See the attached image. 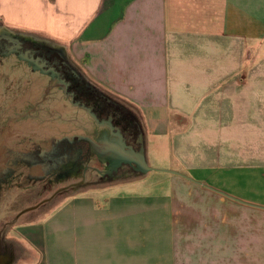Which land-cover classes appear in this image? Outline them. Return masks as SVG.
<instances>
[{
  "label": "crops",
  "instance_id": "0c3cea01",
  "mask_svg": "<svg viewBox=\"0 0 264 264\" xmlns=\"http://www.w3.org/2000/svg\"><path fill=\"white\" fill-rule=\"evenodd\" d=\"M0 24L135 107L145 147L175 126L178 151L202 121L203 168L264 166V0H0ZM175 173L164 197L100 204L87 193L102 185L22 218L3 235L25 243L13 264H264V202Z\"/></svg>",
  "mask_w": 264,
  "mask_h": 264
},
{
  "label": "rangeland",
  "instance_id": "374dc122",
  "mask_svg": "<svg viewBox=\"0 0 264 264\" xmlns=\"http://www.w3.org/2000/svg\"><path fill=\"white\" fill-rule=\"evenodd\" d=\"M4 31L27 37L26 34L7 29L0 24V32ZM33 39L45 41L36 37H33ZM48 43L56 46L53 42ZM13 63L11 66L7 64L5 68H0L8 73V77L0 78V104L2 103L0 106H4L0 107V149L6 146L16 150L30 149L31 145H41L44 147L45 143L52 137H63L66 135L72 137L76 134H82L84 132V128L82 127V122H85L84 117L80 116V112L77 111L76 113L66 100L61 101V93L58 92L60 90L49 87L46 79L41 74H32L24 66L17 65L15 62ZM89 82L95 87H98L92 81L89 80ZM98 88L102 91L103 95L118 101L121 108L129 112L134 120L141 124L144 132L146 127L142 124V120L139 117L140 114L135 107L117 99L100 87ZM5 107L8 112L7 115L4 110ZM13 116L16 118L14 119ZM6 117H12V121L9 120L8 122ZM176 130H178L177 127H170V131L173 134L167 139L170 143L164 138L165 142L151 137L150 141L146 144L149 163L157 171L152 172L144 178L134 175L126 181L128 182L126 184L124 182H118V184L112 183L116 185L108 184L104 185L106 186L104 188L90 189L87 196L95 199L100 204H104L115 197L127 198L136 195L164 197L172 192L171 183L175 176L171 173L176 172L179 175L190 178L197 185L203 184L206 180L205 185L210 187L215 186L219 189L222 188L228 194L238 196L243 200L264 202V166L260 167V169L235 166L222 167L221 170L219 167L203 168V160L212 153L210 151L211 147L208 146L210 143L208 142L207 144L204 142L205 137L202 132V121H199L197 126L188 125L182 129L181 134L188 132V135L181 138L182 140L180 141L178 151L175 150L174 145V139L177 135ZM232 130L225 132V138L227 140L233 137L234 133ZM218 140L216 139L211 144L219 146L222 142L218 143ZM230 143L229 147L232 149L234 147L233 140ZM188 145L189 147L187 148ZM221 153H225L224 147L221 149ZM227 154L233 155V152L227 151ZM221 160L227 161L225 158H221L219 162ZM75 161L77 163L73 164ZM80 161L77 156L65 157L59 163L58 167L60 168H57L55 173H50L49 175L40 171L39 168H34V177H36L35 184L41 181H48L51 182V186L55 190L79 181L82 178L85 167L94 165L92 162H95V157L92 160H87L86 157ZM5 162L8 166H14L15 169H20V162H18L17 158H4L2 164L5 165ZM186 162H189L193 167L189 168L185 166L184 163ZM59 170L66 171L65 177L63 175L60 176V173H58ZM89 176H91V173H88ZM48 177L49 180L46 179ZM35 187H39L38 184ZM41 190V188L35 189L34 193L39 194ZM53 190L50 188L48 193L40 196H34L36 194L32 195L31 193L25 195L21 190H12L9 192V195H7L8 199L4 197V200L0 204V231L6 234L5 231L7 228L5 227L7 223L14 221L17 215L23 210L36 206L45 197L48 198L47 196ZM62 198L64 196H61L57 201H60ZM48 207L50 205L44 206L39 212L33 213L35 215L36 213L37 215H42L47 211ZM6 243L10 245L8 247L9 249L13 248L15 256H18L21 248L25 245L24 242L16 239L6 240Z\"/></svg>",
  "mask_w": 264,
  "mask_h": 264
},
{
  "label": "flooded vegetation",
  "instance_id": "af4514ba",
  "mask_svg": "<svg viewBox=\"0 0 264 264\" xmlns=\"http://www.w3.org/2000/svg\"><path fill=\"white\" fill-rule=\"evenodd\" d=\"M11 33L7 31L0 32V68H5L7 64H10V66L14 64L6 57V54L10 53L9 51L16 47L13 41H19L21 43V51L19 54L15 55V57L19 58V61L21 56H23L21 59H24L27 52H32L34 53V58H39L47 62L50 66L54 67L61 78L69 84L68 91L73 94L75 102H81L92 107L93 111L101 120L112 118L113 124L124 134L127 144L134 146V148L140 146V142H143L142 138L144 135L141 124L136 122L129 112L121 108L118 101L103 95L98 87L91 84L88 78L74 65L60 48L45 41L35 40L30 36L24 37ZM21 62L20 64L27 67V70H31L30 72L32 74L34 73L28 62L24 60ZM3 77H8V73L0 69V78ZM0 105H2V103ZM4 110L7 115L8 112L6 107ZM13 118L15 119L16 117L13 116ZM9 120L12 121V117H8L7 121L9 122ZM72 156H77L79 161H82V159L86 157L87 160H92L95 157V162L91 161L94 165L85 167L82 178L79 181L66 185V187H59L53 190L54 187H52L51 182L48 181L36 183L39 187H35L36 177H34V168H39L40 171L49 175L50 173H55L57 168H60L58 167L59 163L65 157ZM4 158H17L18 162H20V169L18 170L15 169L14 166L11 167L6 165V162L4 163L5 165H3L2 160ZM10 163H12V161H10ZM76 163L77 161L73 162V164ZM65 172L64 170L58 171L60 176L63 175V177L66 175ZM88 173H91V176L88 177ZM134 175H136L135 171L129 166H123L114 171L109 162L99 158L95 154L93 148H91L90 143L78 137V135H74V137L67 135L63 137H52L45 143L44 147L41 145H31L30 149L21 150L9 148L8 146L3 147L0 149V204L4 200V197L8 199L7 195H9V192L12 190H21L25 195H29L30 193L34 195L36 194L34 193L35 189L41 188V192L34 196L48 193L50 188L53 190L47 196L48 198H43L44 200L51 198L52 200L50 202L41 205L38 209L31 212L24 213L29 208L23 210L17 215L14 221L6 224L5 228H7V230L5 233L15 232L18 222L22 218L29 216L33 212H39L41 208L51 205L61 196L70 195L76 191L90 187L125 182ZM46 179L49 180V177ZM67 188L68 190H65ZM0 233H2L0 235V256H6L8 254H13L15 256L13 248L9 249L8 247H10V245L7 243L5 244L6 240L3 237L4 232L0 231Z\"/></svg>",
  "mask_w": 264,
  "mask_h": 264
},
{
  "label": "water",
  "instance_id": "95a60500",
  "mask_svg": "<svg viewBox=\"0 0 264 264\" xmlns=\"http://www.w3.org/2000/svg\"><path fill=\"white\" fill-rule=\"evenodd\" d=\"M13 42L16 44V47L13 50H10V53H7L6 57L11 61V63L15 62L17 65L22 63V60L28 62L34 73H39L46 79V83L49 87L60 90L58 92L61 93V101L66 100L76 113L78 111L80 112V116L84 117L85 122H82L84 132L76 135L84 140H87L99 158L109 162L114 171L122 168L123 166H129L139 177H144L151 172L157 171L148 165L146 159V147L143 143L138 150L134 148V146L127 144L124 134L113 124L112 118L101 120L93 111L92 107L81 102H75L73 94L68 91L69 84L61 78L60 74L54 67L39 58H34V53L27 52L24 59H21V57L23 58V56H21L19 61V58L15 57V55L20 53L21 43L16 40ZM65 190H68V188ZM51 200V198L46 199L39 205L29 208L24 213L34 211L41 205L48 203ZM13 262V254L0 256V264H13Z\"/></svg>",
  "mask_w": 264,
  "mask_h": 264
}]
</instances>
